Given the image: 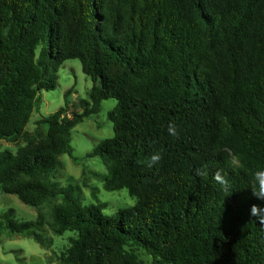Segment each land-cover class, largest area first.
Listing matches in <instances>:
<instances>
[{"label":"trees","instance_id":"obj_1","mask_svg":"<svg viewBox=\"0 0 264 264\" xmlns=\"http://www.w3.org/2000/svg\"><path fill=\"white\" fill-rule=\"evenodd\" d=\"M38 42L45 49L34 63ZM69 57L94 82L90 107L64 106L25 131L37 92L56 88L53 63ZM110 98L119 101L108 113L116 137L86 157L109 169L95 174L109 191L127 186L140 202L105 217L104 205L82 206L77 188L52 174L71 155V129ZM0 138L26 145L0 152V192L35 208L60 199L51 230L78 233L63 264H139V252L155 264H264V226L245 190L264 165V0H0ZM157 151L163 159L149 169ZM218 169L231 190L212 180ZM0 218L44 245L42 213Z\"/></svg>","mask_w":264,"mask_h":264},{"label":"clouds","instance_id":"obj_2","mask_svg":"<svg viewBox=\"0 0 264 264\" xmlns=\"http://www.w3.org/2000/svg\"><path fill=\"white\" fill-rule=\"evenodd\" d=\"M45 49L43 42H38L34 48L33 62L38 63ZM57 82L60 85L58 90L47 91L41 89L36 94L39 104L37 105L40 118H50L56 115V113L65 105V91L67 89L75 87V93L70 99L75 100L77 93L79 98L89 100L90 94L94 88V82L85 71L82 61L78 57H69L62 61V63L56 68ZM75 77V78H74ZM32 88L35 90L37 85L33 84ZM119 101L116 98H110L101 101V111L94 114L92 117L83 120L81 123L76 124L71 132L73 136L81 134V139H85L84 134L90 133L92 136L98 137L101 141L112 140L116 137V125L111 119H108L107 113L112 112L118 107ZM63 118V117H61ZM37 130V125L30 118L28 124L25 125V131L34 133ZM167 133L170 136H177V126L174 122H169L167 125ZM46 134V129H45ZM21 144L19 147H25ZM74 151L73 156L84 157L88 152L93 150V146L85 140L83 145H72ZM5 149H10L13 155H16L17 146L3 138H0V152ZM63 161L68 162L66 170V176L73 180L80 182L82 180V173L85 169L102 174L107 177L110 175L109 169L103 165L99 158L84 159L82 164L73 167L70 158L67 154L60 157ZM163 159L162 153L157 151L150 156L147 161V167L149 169L157 168ZM201 176L207 175V170L198 173ZM212 180L218 184L221 190L227 192L232 189V185L227 178V174L218 169L213 175ZM89 187L83 189L86 196V200L83 202L84 207L89 205L97 206L105 205L100 208V212L105 217H114L121 209H134L138 206L140 200L139 197L131 192V190L124 186L117 190L118 195L110 192L106 187L103 180H98L95 177H89ZM65 187L67 184L64 185ZM98 190V194L95 198L92 195V187ZM245 190L250 191L252 199L257 201L253 203L250 208V215L260 225L264 226V165H258L254 170L249 172L248 187ZM236 191H233V193ZM11 203H0V212H7L10 208L16 210L18 217L24 216V208L19 204V197L10 198ZM28 220H35L36 213L33 212L31 216L26 217ZM79 239V235L75 230H65L62 235L54 238L53 249L59 253V251L72 247V240ZM4 250L19 248L23 249V256L35 257L38 264H49V258L52 256V252L42 248L32 237L28 235L21 236L20 234H12L10 237L5 233L4 238ZM125 253L132 252L133 250L129 245H123ZM139 264H155L156 257L144 252L137 255ZM0 260L9 262V264H16L15 259L11 255L0 254ZM51 264H56L53 260Z\"/></svg>","mask_w":264,"mask_h":264},{"label":"rangeland","instance_id":"obj_3","mask_svg":"<svg viewBox=\"0 0 264 264\" xmlns=\"http://www.w3.org/2000/svg\"><path fill=\"white\" fill-rule=\"evenodd\" d=\"M58 66L59 65H56L55 63H53V68L55 69V73H56V68ZM59 88H60V85L58 84L57 77H56V88L52 89V90H47V91L51 92V91H54V90H58ZM68 91H70V93L65 98V105H64V106H67V108H66L67 109V114H71V112H73V111L82 112L83 111V107H82L81 101H83L85 103H88L89 105H87V106L90 107V105H91L90 98H89V100H84L82 98H79L78 93L76 94L77 98L75 100L70 99V97L73 95V93H75V87L67 89L65 91L64 95ZM100 111H101V104H100V107H99V110H98L97 113H99ZM97 113H94V114H97ZM94 114H91L89 117L84 118L83 120L92 117ZM38 116H40V113L38 111V107L36 106L35 109L33 110L32 114H31V116H30V118L35 122L36 125H37V122L40 119H42V118L37 119ZM107 116H108V113H107ZM29 133H32V132H29ZM84 137H85V139L82 140L81 139V134H76L75 136H73L72 132L70 131L69 143H70V146H71L72 150H71V155H68V154L67 155L69 156L73 167H75V166H77L79 164H82L84 159L97 158V157L87 158L86 155L84 157L73 156V151H74V149L72 147L73 144H75V145H83L85 143V140H86L87 143L91 144L93 146V149H94L101 142V140L98 137L92 136L90 133L84 134ZM13 144H15L17 146V150H18V148H20L19 146L21 144L25 145V142H24L23 138H20L17 143H13ZM5 150H7V151L12 153V151L10 149H5ZM62 155H64V154H62ZM62 155L59 156V160H58L59 163H58L54 173L52 174V181L57 183L59 186H64L65 184H67V186H73V187L77 188V193H78V196H79V200H80L81 204H83V202L86 200V196L84 194L83 189L88 188L90 186L89 185V177H95V174H100V173L85 169V172L82 173V180L80 182H77V181L73 180L72 178H69V177L66 176V170H67V167H68V162L63 161L62 159H60V157ZM99 160H100V158H99ZM100 162L102 163L101 160H100ZM96 179H98V178H96ZM117 190L118 189H115V190H112L110 192L118 195ZM97 194H98V190L93 186L92 187L93 198H95L97 196ZM15 197H16L15 195L4 194V193L0 192V203H11V199L10 198H15ZM59 202H60V199H52L49 203H46V204H44L41 207H36L35 208V207L28 206V205L22 203L19 200V204L24 208V216H19L18 217L16 210L13 209V208H10L7 211L10 214V218L15 220V221H17V222L33 221V220L26 219V217L31 216V214L33 212H35L36 213V218H37L38 213H42V215L45 218L46 224L39 231V233H40V235L42 237L44 245L43 246H41L40 244L39 245L42 248L47 249V250L52 252V256L49 258V264H51V262L53 260L56 261V264H63V262L60 260V256L67 249L66 248L64 250L59 251V253H57V251L54 250L53 247H52L53 244H54V238L56 236H59V235L54 234V232L51 230L49 224L52 222V216H51L52 215V208H53L54 205L58 204ZM7 212H0V217H1L2 214L7 213ZM5 233H7L9 237L12 234H14V233H11L10 231H8L7 229H5L4 222L0 218V254L13 256L14 259H15L16 264H38V261L36 260L35 257H25V256H23V249L13 248V249L4 250L3 245H4ZM21 236H23V235H21ZM138 254H143V253L139 252ZM0 264H9V262L0 260Z\"/></svg>","mask_w":264,"mask_h":264}]
</instances>
